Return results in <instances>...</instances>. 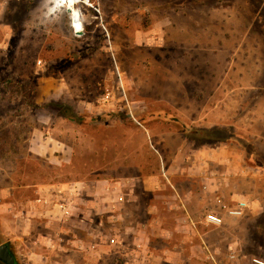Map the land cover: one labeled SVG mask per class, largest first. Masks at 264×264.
Returning <instances> with one entry per match:
<instances>
[{
  "label": "rangeland",
  "instance_id": "374dc122",
  "mask_svg": "<svg viewBox=\"0 0 264 264\" xmlns=\"http://www.w3.org/2000/svg\"><path fill=\"white\" fill-rule=\"evenodd\" d=\"M90 2L74 32L58 0H0V244L18 264L264 258V205L230 217L223 206L235 202L213 196L217 209L191 218L212 210L221 226L195 231L166 190L152 211L143 186L161 139L173 150L189 137L152 126L223 138L264 166V0ZM106 184L118 189L106 195ZM238 184L231 194L250 192Z\"/></svg>",
  "mask_w": 264,
  "mask_h": 264
},
{
  "label": "crops",
  "instance_id": "0c3cea01",
  "mask_svg": "<svg viewBox=\"0 0 264 264\" xmlns=\"http://www.w3.org/2000/svg\"><path fill=\"white\" fill-rule=\"evenodd\" d=\"M214 125H221V123ZM151 129L163 131L166 134L178 132L183 136L188 135L191 130L178 131L169 128L161 130L154 126ZM161 140H163L162 145L158 144V148L154 151L158 174L143 180L144 188L151 191L156 198L150 207L152 211L157 213L160 210L159 204L163 197L161 191L166 190L168 196L163 200L168 203V209L171 212L179 213V215L183 213V215L196 217L202 209H217L213 196H221L230 203L246 201L249 206L247 214L255 215L261 212L264 195L260 194L259 188L260 183L264 182V166L261 167V163H256L257 161L253 164L249 163L244 151L238 145L229 146L227 142L222 141L195 144L193 139L184 136L181 143L171 150L166 145V139ZM239 182L250 183L251 190L248 194H234L238 190ZM107 185H103V188L105 194L109 195ZM232 191H234L233 194H231ZM230 194L234 196L231 197ZM37 202L40 203V201ZM8 242L11 246V242ZM183 242L188 243L185 240ZM76 263L79 262L76 261Z\"/></svg>",
  "mask_w": 264,
  "mask_h": 264
},
{
  "label": "built area",
  "instance_id": "2783aa9c",
  "mask_svg": "<svg viewBox=\"0 0 264 264\" xmlns=\"http://www.w3.org/2000/svg\"><path fill=\"white\" fill-rule=\"evenodd\" d=\"M64 0H62V3H63ZM78 4H80V6H78V14L76 13V15H72L71 13H69V19H70V26L71 28L73 29L74 32H76L77 30H79V28H83L84 25H83V16H84V10L82 9V5H86L87 7H90L92 9H95L94 5L92 2H90V0H77ZM64 5V4H63ZM81 7V8H79ZM112 189H118L117 186H113V187H110V185H107L106 189L107 191L111 190ZM59 193H61V190L58 191ZM215 199L220 202V197L219 196H216ZM41 199L38 198L37 201H40ZM117 200L118 201H123L124 200V195L123 194H120L117 196ZM45 202V201H44ZM66 203L64 202H60L59 204V208L61 211H63L65 214H69V210L68 208L66 207L65 205ZM248 203L244 200H239V201H235V203L233 205H226V206H223L224 208V213L230 217H241L243 216L247 209H248ZM187 220L188 222L190 223L191 225V229L197 231V224L198 223H202L204 224L205 226H210V227H219L221 226L222 222H223V218L222 216L217 213V212H214L212 210L208 211L202 218V220L196 222L194 221L190 215H187ZM109 243L110 244H116L117 241L115 238H109ZM97 244L94 242L92 243L91 245V248H95ZM231 258H234V255L231 254L230 256ZM249 264H264V258L261 257V256H258V255H253L249 258Z\"/></svg>",
  "mask_w": 264,
  "mask_h": 264
},
{
  "label": "trees",
  "instance_id": "16d2710c",
  "mask_svg": "<svg viewBox=\"0 0 264 264\" xmlns=\"http://www.w3.org/2000/svg\"><path fill=\"white\" fill-rule=\"evenodd\" d=\"M197 129H194V130H192V133H190L189 132V137L191 138V139H193V140H195V141H200V143H202V142H207V143H209V141H208V138L209 139H211V138H213V135H209V134H207L206 136H203L202 138H200V139H196V138H194L193 136L194 135H196L197 134ZM206 131V130H205ZM192 136V137H191ZM231 138V137H230ZM234 138V137H233ZM238 138V137H237ZM236 137L234 138V140H237L238 141V139H237ZM223 139V138H219L218 137V140H216V141H212V142H217V141H221V140ZM229 139V138H228ZM230 140V139H229ZM211 143V142H210ZM246 155V159L247 160H249V161H253V158L256 156V154H255V151H253L252 149L250 150V151H248V153H245ZM253 156V157H252Z\"/></svg>",
  "mask_w": 264,
  "mask_h": 264
},
{
  "label": "water",
  "instance_id": "95a60500",
  "mask_svg": "<svg viewBox=\"0 0 264 264\" xmlns=\"http://www.w3.org/2000/svg\"><path fill=\"white\" fill-rule=\"evenodd\" d=\"M0 262L4 264H14V256L10 250L9 242L0 244Z\"/></svg>",
  "mask_w": 264,
  "mask_h": 264
},
{
  "label": "bare ground",
  "instance_id": "6f19581e",
  "mask_svg": "<svg viewBox=\"0 0 264 264\" xmlns=\"http://www.w3.org/2000/svg\"><path fill=\"white\" fill-rule=\"evenodd\" d=\"M59 3H62V0H58ZM78 3L77 0H64L62 4L65 5L66 10L71 13L72 15H76V13L78 14L79 10L77 9L78 6H80V4L76 5ZM81 8V7H79ZM83 28H79V30H77L76 32H80L82 31Z\"/></svg>",
  "mask_w": 264,
  "mask_h": 264
},
{
  "label": "flooded vegetation",
  "instance_id": "af4514ba",
  "mask_svg": "<svg viewBox=\"0 0 264 264\" xmlns=\"http://www.w3.org/2000/svg\"><path fill=\"white\" fill-rule=\"evenodd\" d=\"M10 250H11V252H12L13 256H14V264H18V263H17L16 256H15V253H14V251H13V249H12V247H11V246H10Z\"/></svg>",
  "mask_w": 264,
  "mask_h": 264
}]
</instances>
